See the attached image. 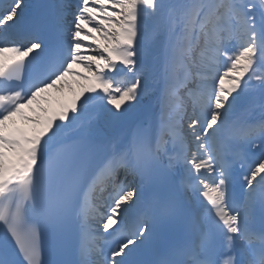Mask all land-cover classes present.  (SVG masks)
Here are the masks:
<instances>
[{"label": "snow or ice", "instance_id": "obj_1", "mask_svg": "<svg viewBox=\"0 0 264 264\" xmlns=\"http://www.w3.org/2000/svg\"><path fill=\"white\" fill-rule=\"evenodd\" d=\"M0 264H264V0H0Z\"/></svg>", "mask_w": 264, "mask_h": 264}, {"label": "bare ground", "instance_id": "obj_2", "mask_svg": "<svg viewBox=\"0 0 264 264\" xmlns=\"http://www.w3.org/2000/svg\"><path fill=\"white\" fill-rule=\"evenodd\" d=\"M77 70H80V69H77ZM52 98H53L54 101H59V100H62V99L70 98V94L67 93V92H65L64 94L52 93ZM52 107L55 108L56 104L53 103Z\"/></svg>", "mask_w": 264, "mask_h": 264}]
</instances>
